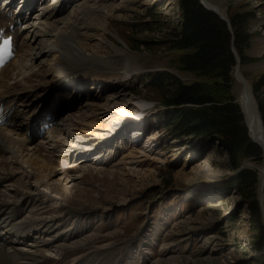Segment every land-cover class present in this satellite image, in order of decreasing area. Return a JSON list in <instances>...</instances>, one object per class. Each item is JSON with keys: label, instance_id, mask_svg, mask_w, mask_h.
I'll return each instance as SVG.
<instances>
[{"label": "rangeland", "instance_id": "374dc122", "mask_svg": "<svg viewBox=\"0 0 264 264\" xmlns=\"http://www.w3.org/2000/svg\"><path fill=\"white\" fill-rule=\"evenodd\" d=\"M96 1L98 2V0L89 2ZM178 1L110 0L107 9L103 10L109 13L108 22L100 23L99 26L92 22L95 26L92 33L97 35L100 56L115 58L126 56L125 58H130L134 62L136 69L134 73H142L138 75L143 82L142 85L136 82L128 89V83L124 81L120 84V90L124 92H116L117 96L125 95L128 97L126 100L129 99L133 103L143 101L149 104L147 108L150 110L147 113L148 117L142 121L144 128L140 134L143 136L140 137L137 133L135 140H133L135 137H131L134 134L132 128L122 129L116 122L118 132H113L114 128L111 130L106 126L113 125L111 115L105 113L108 94L103 91L95 92V95L99 96L95 103L91 102L90 107L83 99L85 106L71 111L75 113L74 115L88 117L84 123H80L81 126L70 127L72 136L79 142L74 139L76 150L72 154L87 158L90 161L89 166H92L93 175L95 173L99 175L98 180H110L113 189L124 194L120 199L110 201L105 197L98 208L101 210L90 211L85 221L81 217L78 226V229L87 233L80 241L85 244L90 241L96 248L104 247L109 252H93L91 247L82 250L85 253L91 251L92 258H109L121 252L123 253L121 258H124L127 251L125 264H153L158 260L162 264H208L213 260H218L220 264H260L264 257V254L260 255L264 245L258 250L253 247L254 237L259 232L251 221L250 203L256 199L261 214L259 169L264 166V155L262 156L258 148V157L243 160L239 169L233 170L229 155L220 146L217 137L176 136L165 122L173 111L166 103L171 90H159L148 85L150 83L148 77L162 73L173 76L185 84H191L194 80L191 74L179 69L178 60L183 52L172 48V39L180 30ZM211 2L216 6H222L228 19L235 15H244L247 19L245 28L249 38L242 50L244 62L233 42L232 45L240 59L241 74L250 84L264 130L262 114L264 86L254 89L258 79L264 76V0H211ZM99 4L101 3L97 5ZM231 35L234 37L233 32ZM92 41L90 40L91 45L94 44ZM232 54L234 55L233 52ZM131 62L128 60V64ZM74 70L80 73L85 69ZM236 71L235 58V65L231 71L234 82L231 84L233 102L235 97L239 99L240 92ZM122 97L116 98L120 104H124L125 101ZM137 109L141 108H135V111ZM239 110L248 138L252 141L241 106ZM137 118L139 120V117ZM87 123L93 125L89 131L83 127V124ZM152 133L156 136L150 140ZM106 137L108 142L100 149L99 146L104 144ZM95 143L97 145L92 147ZM58 160L60 167L66 166V162H61L59 158ZM82 163L81 159L71 164L68 162L67 166L83 169L81 167L87 164ZM243 170H250L256 175V184L252 190L233 184L236 176ZM104 171L110 172L111 176L104 179L101 176ZM181 171L186 177L177 176ZM82 172L67 180L73 182V186H79L89 192L95 189L104 191L100 187L101 182L86 180V169ZM191 172L205 176L206 185L200 188L193 187ZM120 176L123 177L122 180ZM54 179L66 180L60 176ZM65 183V181H61V184L56 183L58 189L63 190ZM131 191H135L131 200L123 205L116 204L123 202L124 196ZM260 225L264 228L262 214Z\"/></svg>", "mask_w": 264, "mask_h": 264}, {"label": "bare ground", "instance_id": "6f19581e", "mask_svg": "<svg viewBox=\"0 0 264 264\" xmlns=\"http://www.w3.org/2000/svg\"><path fill=\"white\" fill-rule=\"evenodd\" d=\"M89 1L77 0L76 3L71 4L68 8L62 4L63 0H55L51 5L43 6L42 18L31 23L27 34L23 38L21 44L24 49L23 54L0 71V101L14 102L16 98L22 97L23 100H21L19 108L22 109L21 111L24 115L27 114L25 120H29L30 117L36 115L35 103L31 102V97L38 96L41 88L43 91L41 99V102H44L43 105L52 98L58 101L63 100L60 103L66 104L65 101L68 99L78 100L79 97L78 92L63 91L57 88L60 84H65L70 79L76 82V88L82 87L83 84L87 83L97 86L101 85L102 87L110 83L117 87L122 80H125L124 78L134 74L136 69L132 59L125 58L126 56H120L119 58L100 56L97 45L98 40H96L97 35L92 33L93 29H95L92 22L98 26L100 23L105 24L108 22L109 13L103 12V10L107 9V3L110 0H98V2L93 3ZM200 1L206 6L214 7L220 14L226 16L225 9L222 6L214 5L211 0ZM98 3L101 4L97 5ZM18 36L19 34L16 33L17 40ZM101 38H103V35ZM90 40H93V45H91ZM16 45H20L18 41ZM23 56L29 57L27 62L25 59L24 65L19 64ZM128 60L132 61L131 64H128ZM118 65H120L119 68L117 67ZM75 68H84L85 70H81L79 73L74 70ZM236 69V76L240 82V106L243 110L242 112H244L243 114H245L249 135L253 141L262 147L261 154L263 156L264 130L260 116L253 100L249 82L242 76L241 68L237 67ZM113 80L115 81L111 82ZM48 83L50 84L49 86H44ZM90 87L92 88L93 86ZM105 93L108 94L105 101V113L106 115H111V124L113 125L109 124L106 126L111 130L114 128L113 132H118L116 130L118 127L115 126L117 122V125L121 126L122 129L126 127L132 128L131 131L134 134L131 137H135L137 133L140 134L142 130L138 132L139 129L133 127H138L144 120H141L138 112L139 110H145L149 107V104L143 101L133 103L129 99L126 100L128 97L125 95L117 96L116 92ZM24 95L26 96L23 97ZM120 96L125 99L124 104H120L121 102L119 103L116 99ZM86 97L88 100L86 103L89 107L91 102L93 104L98 99L95 94H88ZM135 108L141 109L135 111ZM50 111H53V108ZM62 117L63 115L60 116V118ZM137 117H139V120ZM87 118L86 115L68 114L64 121L65 126L61 128L58 125V127L49 130L37 140V136H25L26 129L20 126L16 127L14 132L11 130L0 132V181L10 182L13 185L10 191H2L0 193V227L13 236H37L39 243H41V247H39L41 249L28 248L26 250H18L15 247V241L9 237L6 241L0 242V264H79L80 260H82L81 264L121 263L122 252L116 254L115 250V255L112 257L92 258L91 251L85 253L82 250V248L86 247L92 248L90 241L88 244L83 241H77L70 247L66 244L67 240L64 237V233L70 230L69 226L78 229L83 215H88L90 211L101 210L98 208L102 205L105 197H107V201H110L120 199L124 195L120 190L113 189V184L109 183L110 180H98L99 175L96 173L93 175L92 166H89L88 162L90 161L87 158L85 159L82 156L80 158L83 160L82 164H87L84 166L87 167L85 168L86 180L88 182H101L100 187L104 191L95 189L89 192L79 186H73V182L67 180L85 170L83 166H80L83 169L67 166L68 162L74 163L77 161L75 156L67 157L64 160L66 162L64 167L58 165L57 158L59 156L56 153L55 157L48 156L49 153L54 155L56 149L60 150L62 148V150H66L68 147L74 148L76 142H74L71 130L68 128L84 123ZM135 121L141 122L137 124ZM23 122L26 121H21L19 124ZM89 124H83L84 129H88L87 131L93 127V125ZM96 126L94 125V127ZM142 128L144 127L142 126ZM155 136L152 133L150 140L155 139ZM26 138L29 139L28 143ZM135 139L137 137L133 140ZM104 140V144L99 146L100 149L103 146L105 147L108 142L107 137ZM94 145L97 144H93L92 147ZM259 170V185L261 188L264 187V166L260 167ZM56 176L63 177L66 180L54 179ZM101 176L107 179L111 176V173L104 171ZM177 176L184 177L185 175L181 171ZM152 177L155 178V176ZM191 177V183L195 188H200L207 183L204 179L205 176L197 175L196 172H191ZM120 178L122 180L123 177L120 176ZM61 181L66 182L63 190L58 189L56 184H61ZM134 192L131 191L124 196L123 202L116 204H125L128 200H131ZM41 204H45L46 207L39 208ZM23 205L27 209L26 216L21 221L10 224L12 216L19 209L24 210ZM74 230L71 231V234L77 233ZM42 233H47L48 239L42 236ZM60 234H64L63 237ZM48 247L60 250L61 257L57 259L45 257ZM92 250L93 252H109L104 247L99 249L92 248ZM20 261L27 263H20ZM182 261L184 263V260ZM153 264L162 263L158 260ZM208 264L220 263L218 260H213L208 262Z\"/></svg>", "mask_w": 264, "mask_h": 264}, {"label": "trees", "instance_id": "16d2710c", "mask_svg": "<svg viewBox=\"0 0 264 264\" xmlns=\"http://www.w3.org/2000/svg\"><path fill=\"white\" fill-rule=\"evenodd\" d=\"M180 30L172 39V48L182 51L179 57L180 71L191 74L194 80L185 84L166 73L148 77L159 90H171L166 103L173 108L172 115L165 119L176 136L195 138L217 137L220 146L229 155L233 170H238L243 160L259 156L258 147L248 138L243 116L231 95V71L235 65L232 42L242 61V50L247 45V19L235 15L229 19L233 36L228 26L215 14L206 11L198 0H179ZM234 38V39H233ZM264 86V76L258 79L254 89ZM175 109V110H174ZM264 118V109L262 108ZM234 185L252 190L256 175L250 170L241 171ZM252 224L259 232L254 237L253 247L264 245V228L258 201L250 203ZM260 264H264V257Z\"/></svg>", "mask_w": 264, "mask_h": 264}, {"label": "water", "instance_id": "95a60500", "mask_svg": "<svg viewBox=\"0 0 264 264\" xmlns=\"http://www.w3.org/2000/svg\"><path fill=\"white\" fill-rule=\"evenodd\" d=\"M199 4L208 12H211L213 14H215L216 16H218L223 22H225L228 26V29L230 31V33L232 34V28H231V24L229 22V19L227 18V16L225 15H222L220 14L214 7H210V6H206L205 4H203L200 0H198ZM231 51L234 53L235 55V58H236V68L237 67H240V59L239 57L237 56V53L233 47V45L231 46ZM135 74V73H134ZM133 75V74H132ZM238 92V88H236V94ZM235 104H237L239 107H240V102H239V99L237 97H235V101H234ZM253 144H255L259 149L260 151L262 152V147L255 141H251ZM260 197L262 199V219L264 221V190H263V187L260 188ZM264 254V247L262 248V253L260 255Z\"/></svg>", "mask_w": 264, "mask_h": 264}, {"label": "snow or ice", "instance_id": "6c2138e0", "mask_svg": "<svg viewBox=\"0 0 264 264\" xmlns=\"http://www.w3.org/2000/svg\"><path fill=\"white\" fill-rule=\"evenodd\" d=\"M9 42H10V41H7V40L4 41V45H5V47H7V45L9 44Z\"/></svg>", "mask_w": 264, "mask_h": 264}]
</instances>
